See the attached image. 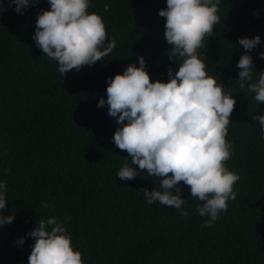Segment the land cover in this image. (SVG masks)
Instances as JSON below:
<instances>
[{"label":"trees","instance_id":"obj_1","mask_svg":"<svg viewBox=\"0 0 264 264\" xmlns=\"http://www.w3.org/2000/svg\"><path fill=\"white\" fill-rule=\"evenodd\" d=\"M0 3V181L8 186L3 214L14 215L0 226V264H28L34 238L27 233L50 215L71 217L67 230L84 264H264V137L252 119L264 115V104L240 91L236 80L242 36H260L249 55L254 79L264 71V0H221V22L198 49L208 74L236 101L226 137L233 152L225 165L240 177L237 198L203 229L205 218L195 210L200 201L183 182L186 217L159 202L146 203L139 189H158L159 178L146 172L133 180L117 176L130 158L113 143L119 125L107 104L97 107L107 99V78L129 63L139 66V56L152 81H167L168 67L177 70L167 54L165 18L158 14L166 0H91L88 11L101 16L116 46L109 57L64 79L32 38L37 15L50 9L48 0L22 13L8 0ZM21 237L23 245L16 242Z\"/></svg>","mask_w":264,"mask_h":264},{"label":"clouds","instance_id":"obj_2","mask_svg":"<svg viewBox=\"0 0 264 264\" xmlns=\"http://www.w3.org/2000/svg\"><path fill=\"white\" fill-rule=\"evenodd\" d=\"M37 0H8V7L22 13ZM50 9L36 17L33 40L46 57L56 61L61 76L71 70L80 71L109 57L116 46L107 37L101 16L89 12L91 0H48ZM221 0H166L158 14L165 18L164 37L169 59L177 70L167 69V81L150 80L145 60L139 56L137 66L129 63L123 73L107 78V99L101 98L97 107L107 104L110 117L119 127L113 133V143L130 158L118 170L121 180H133L142 173L156 177L160 186L140 188L147 204L159 202L173 207L181 217L188 212L182 197L181 182L190 189L189 196L200 201L196 212L205 219L200 228H211L227 212L228 202L237 198L234 185L240 177L229 170L225 162L233 152L226 139L230 117L236 101L231 89L210 76L205 48L206 38L213 36L214 25L221 22L218 15ZM109 8L104 5V11ZM5 10L0 3V12ZM237 43L245 49L237 67L236 80L240 91L254 93L257 104H264V71L254 79L253 60L249 53L257 48L260 36L240 37ZM180 58L177 62L176 58ZM264 59V52L259 53ZM264 137V115H254ZM126 121V123H125ZM137 165L138 168L132 167ZM9 169H5L7 173ZM8 186L0 181V226L10 224L14 215H4ZM42 201V207L49 208ZM70 216L61 221L55 215L36 221L27 233L34 238L28 264H84L82 253L72 245L67 230ZM17 244L23 245L24 238Z\"/></svg>","mask_w":264,"mask_h":264}]
</instances>
